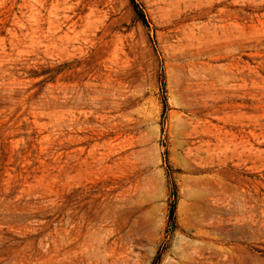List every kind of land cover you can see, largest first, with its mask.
I'll use <instances>...</instances> for the list:
<instances>
[{
  "label": "rangeland",
  "instance_id": "obj_1",
  "mask_svg": "<svg viewBox=\"0 0 264 264\" xmlns=\"http://www.w3.org/2000/svg\"><path fill=\"white\" fill-rule=\"evenodd\" d=\"M0 264H264V0H0Z\"/></svg>",
  "mask_w": 264,
  "mask_h": 264
},
{
  "label": "trees",
  "instance_id": "obj_2",
  "mask_svg": "<svg viewBox=\"0 0 264 264\" xmlns=\"http://www.w3.org/2000/svg\"><path fill=\"white\" fill-rule=\"evenodd\" d=\"M139 14H140V16L143 18V20H144V17H143V14H142L141 11H139Z\"/></svg>",
  "mask_w": 264,
  "mask_h": 264
}]
</instances>
